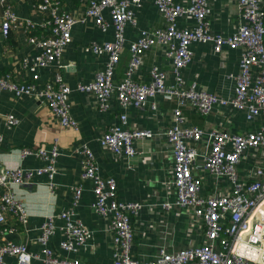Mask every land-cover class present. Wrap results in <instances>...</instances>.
Listing matches in <instances>:
<instances>
[{
    "label": "built area",
    "instance_id": "1",
    "mask_svg": "<svg viewBox=\"0 0 264 264\" xmlns=\"http://www.w3.org/2000/svg\"><path fill=\"white\" fill-rule=\"evenodd\" d=\"M159 22L148 28L137 27L135 10L143 0H87L83 10L77 7L65 10L58 0H34L27 16H20L8 0H0V32L6 38L10 31L28 33L27 44L34 53L17 58V64L26 70L27 77L15 70L0 74V96L9 93L16 99L26 97L43 102L58 121L61 128L77 129V120L71 115V88L64 81L60 69L63 53L72 41V28L89 18L103 32L107 31L108 17L113 27V40L99 44L91 42L86 49L95 56H105L100 69L88 82H78L76 90L93 97L91 110L107 112L115 98L122 112L120 122L106 125L99 143L101 148L116 158H132L144 151L139 143L161 138L165 141V157L171 165L164 167L163 187L173 200L157 203L164 211L177 209V215L186 218L188 243L176 251H166L158 246L157 253L140 263L132 257V245L136 218L142 203L117 198V181L114 177L102 178L92 151L81 144L82 174L74 187L73 204L80 201L82 181L93 182L95 200L92 207L105 219V232L110 234L112 253L110 264H264V163L240 169L243 153L252 148L264 156V126L259 130L231 133L220 127L204 128L185 117L184 110L199 115H210L213 108L231 106L245 111L247 120L264 119V0H236L237 13L241 17L236 30L229 34L212 33L207 19L210 7L207 0H153ZM192 18L195 25L190 26ZM182 20L183 26L178 22ZM127 25L135 28L134 37L128 43L129 58L123 76L115 82V67L120 62L125 44ZM210 43L215 51L227 45L241 51L239 71L233 75L235 86L229 99L196 88L195 83L184 85L180 70L187 67L192 58L190 45ZM161 50L171 61L174 81L168 82V72L155 61L154 51ZM149 58V81L138 80L135 74ZM54 64L57 71L53 81L37 87L40 70ZM158 96L165 101L175 100L170 107L169 125L153 132L145 128L130 127L127 108L154 110L158 113ZM90 97V98H91ZM6 130L14 129L18 118L11 112L0 114ZM0 130V143L3 140ZM150 145V143H149ZM33 154L43 165L34 169L4 167L0 170V225L8 215L18 223H25L28 211L16 188L35 176L46 175L48 183L56 173L59 157L56 138L37 147H23L21 158ZM151 165L153 164L150 163ZM153 168V165L150 166ZM73 208L48 215L40 226L38 252L29 250L25 242L0 240V264L4 257H12L17 264H32L34 259L43 264H92L81 259L64 257L47 245L48 240L62 231L59 242L64 252L89 247L91 233L79 220L73 218ZM61 220V225L56 224ZM7 232L15 228L6 226Z\"/></svg>",
    "mask_w": 264,
    "mask_h": 264
},
{
    "label": "crops",
    "instance_id": "2",
    "mask_svg": "<svg viewBox=\"0 0 264 264\" xmlns=\"http://www.w3.org/2000/svg\"><path fill=\"white\" fill-rule=\"evenodd\" d=\"M20 16H27L32 10L34 0H8ZM65 10L81 7L83 10L87 0H58ZM180 1V0H179ZM186 1V0H181ZM210 13L207 16L212 33L229 35L233 33L241 17L237 13L236 0H207ZM109 25L107 31H101L88 19L83 24H76L72 28V41L63 53L60 69L64 81L71 88L70 112L77 120V129L61 128L58 121L51 114L43 102L34 98L16 99L9 93L0 96V114L13 113L19 124L12 130H6L0 117V130L3 140L0 143V170L4 167H20L21 169H34L43 165V162L33 154L21 158L19 150L23 147H37L42 143H50L55 138L58 142L59 157L56 162V173L52 179L54 185L48 183L46 175L35 176L16 188L28 211V219L18 223L16 218L8 215L5 224L0 225V240L11 239L16 242H25L29 250L38 252L41 244L38 242L40 226L48 215H56L61 210L73 208V218L79 220L91 233L89 243L96 248L90 253L89 247H79L75 252H64L59 242L64 239L62 231L57 232L48 240L47 245L60 255L81 259L92 264H110L112 241L110 234L105 232V219L95 213L92 203L95 196L92 192L93 182L82 181V196L79 202L73 204L74 187L80 183L83 171L82 155L79 153L81 144H86L92 151L98 173L102 178L114 177L117 181V198L122 201L136 200L142 203V209L137 215L134 224V242L132 257L140 263L150 260L163 246L166 251H176L184 247L190 239L186 231V218L177 215V209L171 212L164 211L157 203L173 200L174 196L167 194L163 187L165 177L164 167L171 165V160L165 157V141L153 138L151 141L139 143L144 151L141 155L132 158L113 157L106 149L101 148L99 139L106 125L120 122L119 114L122 108L114 98L112 108L107 112L91 110L90 103L93 97L81 94L76 90L78 82H88L93 73L101 68L106 60L105 56H95L86 47L91 42L102 44L113 40V27L108 17V11L103 12ZM137 27L143 29L156 25L159 16L153 0H143L140 9L135 10ZM1 21V18H0ZM189 25H195L192 18ZM183 26V21L178 22ZM135 28L127 25L125 29L126 44L120 59L115 67V82L124 74L129 58L128 43L134 37ZM28 33L12 30L4 38L0 32V74L15 70L25 78L26 70L17 64V58L27 53H34L32 46L27 44ZM192 58L187 67L180 70L187 87L195 83L198 90L203 89L216 94L218 97L229 99L233 95L235 81L233 75L239 71L241 51L223 45L220 51H215L210 43L194 42L190 45ZM155 61L168 72V82L174 81L171 72V61L163 56L161 50L154 51ZM149 58L135 74L138 80L149 81ZM57 68L54 64L40 70V79L37 87L42 88L47 81H53ZM91 97V98H90ZM176 105L175 100L165 101L158 96V113L154 110L140 111L133 106L126 110L127 120L132 128H145L155 132L160 127L170 124V107ZM184 115L191 123L204 128L220 127L231 133L250 130H259L264 126V119L258 117L253 121L247 120L245 111L236 110L231 106L219 108L215 106L210 115L203 116L195 112L184 110ZM150 143V145H149ZM153 162V168L150 163ZM264 163V156L258 151L247 149L238 163L240 169H248L252 165ZM2 190L0 189V194ZM56 219V224L61 225ZM6 226L15 228L14 232H7ZM6 264H17L12 257H4ZM32 264H43L34 259Z\"/></svg>",
    "mask_w": 264,
    "mask_h": 264
}]
</instances>
